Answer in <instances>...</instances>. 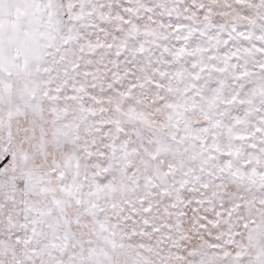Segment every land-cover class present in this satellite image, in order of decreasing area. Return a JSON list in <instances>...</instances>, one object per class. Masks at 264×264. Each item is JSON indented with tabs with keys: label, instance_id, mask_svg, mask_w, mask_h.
Segmentation results:
<instances>
[{
	"label": "snow or ice",
	"instance_id": "1",
	"mask_svg": "<svg viewBox=\"0 0 264 264\" xmlns=\"http://www.w3.org/2000/svg\"><path fill=\"white\" fill-rule=\"evenodd\" d=\"M0 264H264V0H0Z\"/></svg>",
	"mask_w": 264,
	"mask_h": 264
}]
</instances>
